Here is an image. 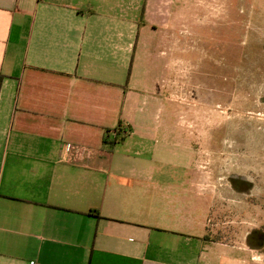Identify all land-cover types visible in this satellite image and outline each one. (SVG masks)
<instances>
[{"label":"crops","instance_id":"obj_1","mask_svg":"<svg viewBox=\"0 0 264 264\" xmlns=\"http://www.w3.org/2000/svg\"><path fill=\"white\" fill-rule=\"evenodd\" d=\"M182 2L0 0V264H247L165 170L199 138L166 123Z\"/></svg>","mask_w":264,"mask_h":264},{"label":"rangeland","instance_id":"obj_2","mask_svg":"<svg viewBox=\"0 0 264 264\" xmlns=\"http://www.w3.org/2000/svg\"><path fill=\"white\" fill-rule=\"evenodd\" d=\"M182 15L173 37L182 64L166 71L169 80L178 71L182 90L166 123L195 127L199 138L189 171L170 153L165 170L188 182L199 171L204 237L264 264V0H183Z\"/></svg>","mask_w":264,"mask_h":264},{"label":"trees","instance_id":"obj_3","mask_svg":"<svg viewBox=\"0 0 264 264\" xmlns=\"http://www.w3.org/2000/svg\"><path fill=\"white\" fill-rule=\"evenodd\" d=\"M123 128L121 127V124L119 123L117 125V127L115 129H113L114 131V135H113V138L112 140H108L106 137H103L102 139V143L104 145H107V150L110 151L112 146L118 142H121L123 139H124V131L121 132ZM109 130H106V132H108ZM263 245V248H262V252H264V242L261 244Z\"/></svg>","mask_w":264,"mask_h":264}]
</instances>
